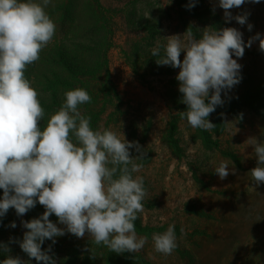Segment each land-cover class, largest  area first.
<instances>
[{
  "label": "rangeland",
  "instance_id": "rangeland-1",
  "mask_svg": "<svg viewBox=\"0 0 264 264\" xmlns=\"http://www.w3.org/2000/svg\"><path fill=\"white\" fill-rule=\"evenodd\" d=\"M194 1L51 0L46 11L56 24L55 35L25 76L40 94L45 110L42 128L60 108L66 91L83 88L92 99L80 111L91 117L94 130L110 128L121 139L142 146L144 159L136 162L143 167L135 175L143 177L147 196L135 226L164 233L174 225L177 247L171 255L159 253L152 235L141 251L132 254L149 264H264V184L252 187L250 171L257 161L247 144L249 138L264 143V51L259 41L245 47L242 58L233 56L242 66V80L222 92L221 98L234 110L211 113L208 119L216 126L211 131L192 128L181 117L187 105L176 79L180 69L160 66L159 57L151 55L159 37L183 36L188 31L186 22L192 20L184 16L181 22L179 14H189L188 5ZM195 4L208 15L199 25L189 23L197 39L206 28L225 27L240 31L245 45L257 34L264 38V0H246L230 10L233 17L249 14L244 25L235 19L226 23L219 0ZM193 8L197 10L196 5ZM185 54L181 53V61ZM203 134L212 138L209 149L201 143ZM130 152L138 155L135 149ZM221 161L230 171L236 170L224 180L214 172ZM44 212L37 202L22 217L9 209L0 218V245L10 248L9 253L0 248V264L8 255L38 264L10 240L22 241L27 231L22 221ZM50 220L65 227L54 214ZM13 222L16 228L9 226ZM55 239V244L45 240L42 250L51 246L49 255L56 264H122L121 254L96 245L87 233L77 238L66 232Z\"/></svg>",
  "mask_w": 264,
  "mask_h": 264
},
{
  "label": "clouds",
  "instance_id": "clouds-1",
  "mask_svg": "<svg viewBox=\"0 0 264 264\" xmlns=\"http://www.w3.org/2000/svg\"><path fill=\"white\" fill-rule=\"evenodd\" d=\"M245 2L219 0L226 23L232 19L240 25L247 23L248 13L233 17L230 11ZM50 3L51 0H0V218L9 209L22 217L37 202L44 206L45 212L39 218L22 221L27 229L23 240H10L19 243L38 264H56L54 256L49 255L51 246L42 250V245L45 240L55 244V238L66 232L77 238L87 233L96 245L117 254L139 252L146 238L137 236L135 221L144 210L147 196L143 177L135 175L143 167L136 161L145 156L139 142L121 139L110 128L94 130L91 117L80 111V106L92 99L83 88L66 91L60 108L41 127L45 110L25 72L40 59V53L55 35L56 24L46 11ZM188 7H195V3ZM252 27L248 24L249 31ZM210 29L202 30L199 39L193 37L191 28L183 36L159 37L151 49V55L159 57L158 65L180 69L176 79L182 102L187 105L181 117L192 128L205 131L216 127L208 117L224 104L221 93L242 80V66L233 56L242 58L245 47L250 48L255 41L264 51L261 34L251 37L245 45L243 34L236 28ZM160 39L166 43L160 44ZM181 53H186L183 61ZM247 144L253 147L257 161L250 171L255 188L264 184V143L249 138ZM130 149L138 155L133 156ZM235 171L229 170L226 161L214 169L221 180ZM53 214L64 228L50 220ZM9 226L17 227L15 222ZM174 228L169 225L164 233L153 234L157 252L171 255L175 250ZM0 248L10 252L7 245ZM2 264L28 262L8 255Z\"/></svg>",
  "mask_w": 264,
  "mask_h": 264
},
{
  "label": "trees",
  "instance_id": "trees-1",
  "mask_svg": "<svg viewBox=\"0 0 264 264\" xmlns=\"http://www.w3.org/2000/svg\"><path fill=\"white\" fill-rule=\"evenodd\" d=\"M197 2H200L202 4V6L204 5V0H196L194 1V3H197ZM197 10L195 11L194 8H189L188 9V13L187 15H180L179 14V19L181 22H183V18L184 16L185 17H188L189 19L188 20H192V21H189V22H186V25H185V28H187V30H189V28L192 29V33H193V37L194 38H198L197 35H196V29L190 27L189 23L191 22H195V24H198L199 23H202V18L205 17L207 14L206 13V10H202L201 6L200 5H197ZM179 7H181V9L183 8L181 5H179ZM208 16V15H207ZM219 111H222L223 113H220L221 115L223 114H226V113H231V110H234V107L232 106H228L227 104H223L222 106H217V108ZM232 114V113H231ZM172 130L174 129L175 130V126H176V120H174L172 122ZM214 136H220V134H214ZM201 143L204 145V147L206 149H209L210 146L212 145V142H211V137H208L207 134H203L202 137H201ZM172 149L176 151V147L172 146ZM135 229H136V233H137V236L138 237H144L146 238L147 240H150L154 231L151 230V229H144L142 228L141 226H135ZM121 257V263L122 264H149L148 262H146L140 255H135V254H132V253H129V252H125V253H122L120 255Z\"/></svg>",
  "mask_w": 264,
  "mask_h": 264
}]
</instances>
